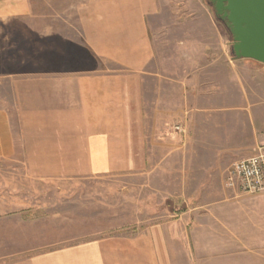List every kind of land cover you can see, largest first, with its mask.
I'll list each match as a JSON object with an SVG mask.
<instances>
[{
    "label": "crops",
    "instance_id": "1",
    "mask_svg": "<svg viewBox=\"0 0 264 264\" xmlns=\"http://www.w3.org/2000/svg\"><path fill=\"white\" fill-rule=\"evenodd\" d=\"M207 2L43 0L41 11L0 1V18H43V70L0 75L11 94L0 104V264H126L116 255L131 254V240L44 249L60 238L61 212L43 198L57 181L196 167L204 150L232 160L264 145V118L253 142L240 138L238 82L264 68L230 56L228 27Z\"/></svg>",
    "mask_w": 264,
    "mask_h": 264
},
{
    "label": "rangeland",
    "instance_id": "2",
    "mask_svg": "<svg viewBox=\"0 0 264 264\" xmlns=\"http://www.w3.org/2000/svg\"><path fill=\"white\" fill-rule=\"evenodd\" d=\"M32 1L43 11V0ZM207 1L197 0L194 5L209 7ZM42 28V17L0 18V75L43 70ZM231 38L229 32L230 56ZM259 65L264 68V63ZM238 77L247 109V122H242L239 135L247 145L262 129L259 121L264 118V71L245 69ZM7 101L11 102L9 86L0 83V104ZM224 113L212 111L210 120L223 121ZM229 156L204 150L196 167L163 165L151 173L57 181L43 198L53 205L46 211L61 212L56 217L61 222L52 224L59 227L60 238L44 249L113 239L116 246L121 245L120 250L123 240H131V254H117L116 262L264 264V191L244 194L228 189L227 169L239 159L231 160ZM159 161L157 157L152 163ZM176 230L178 236L168 238L172 231L176 235ZM50 234L55 240V230Z\"/></svg>",
    "mask_w": 264,
    "mask_h": 264
},
{
    "label": "water",
    "instance_id": "3",
    "mask_svg": "<svg viewBox=\"0 0 264 264\" xmlns=\"http://www.w3.org/2000/svg\"><path fill=\"white\" fill-rule=\"evenodd\" d=\"M215 8L232 35L233 56L264 63V0H215Z\"/></svg>",
    "mask_w": 264,
    "mask_h": 264
},
{
    "label": "built area",
    "instance_id": "4",
    "mask_svg": "<svg viewBox=\"0 0 264 264\" xmlns=\"http://www.w3.org/2000/svg\"><path fill=\"white\" fill-rule=\"evenodd\" d=\"M176 132H184L176 124ZM225 186L239 193L255 194L264 191V145L252 156L234 161L227 169Z\"/></svg>",
    "mask_w": 264,
    "mask_h": 264
},
{
    "label": "flooded vegetation",
    "instance_id": "5",
    "mask_svg": "<svg viewBox=\"0 0 264 264\" xmlns=\"http://www.w3.org/2000/svg\"><path fill=\"white\" fill-rule=\"evenodd\" d=\"M209 1V3L211 4V7L214 9V10H216V8H215V0H208Z\"/></svg>",
    "mask_w": 264,
    "mask_h": 264
}]
</instances>
